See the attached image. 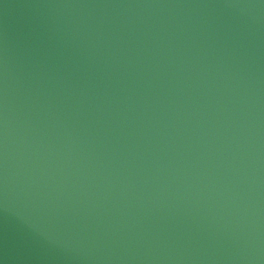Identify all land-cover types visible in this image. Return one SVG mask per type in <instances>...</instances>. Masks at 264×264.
<instances>
[{
	"label": "water",
	"instance_id": "obj_1",
	"mask_svg": "<svg viewBox=\"0 0 264 264\" xmlns=\"http://www.w3.org/2000/svg\"><path fill=\"white\" fill-rule=\"evenodd\" d=\"M0 264H264V0H0Z\"/></svg>",
	"mask_w": 264,
	"mask_h": 264
}]
</instances>
